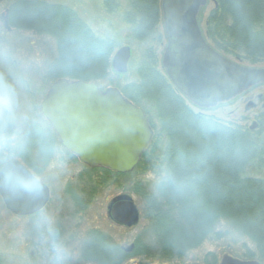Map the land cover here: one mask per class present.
<instances>
[{
    "label": "trees",
    "instance_id": "1",
    "mask_svg": "<svg viewBox=\"0 0 264 264\" xmlns=\"http://www.w3.org/2000/svg\"><path fill=\"white\" fill-rule=\"evenodd\" d=\"M215 1L207 17V34L215 46L250 64L263 62L264 0ZM105 5L110 11L118 7L116 0H105ZM123 17L131 25V37L143 40L154 36L161 17L160 0H129ZM8 21L14 27L57 39L58 57L52 75L91 81L109 78L116 40L98 35L72 6L48 0H14L8 8ZM153 55L147 51L138 67L139 78L120 87L149 114L154 128L149 147L132 171L90 167L127 176L147 160L153 166L159 160L165 176L154 189L146 188L143 198L155 225L152 231L164 241H160L162 253L175 255L196 246L206 234L217 233L219 223L226 220L256 244L257 252L248 256L263 260L264 177L248 170L264 167V144L257 138V131H264V112L258 126L251 128L195 111L157 68ZM50 137L42 143L24 140L21 146L28 152H38L47 163L54 149ZM43 143L45 154L40 150ZM23 158L36 169L28 158ZM83 254L96 262L126 255L108 235L96 229L89 230Z\"/></svg>",
    "mask_w": 264,
    "mask_h": 264
},
{
    "label": "rangeland",
    "instance_id": "2",
    "mask_svg": "<svg viewBox=\"0 0 264 264\" xmlns=\"http://www.w3.org/2000/svg\"><path fill=\"white\" fill-rule=\"evenodd\" d=\"M13 1L0 0V92L7 89L12 98L11 112L0 111V167L13 158L21 159L28 165L23 158L25 156L36 168H31L33 172L49 183L52 196L48 204L35 214L16 215L6 206L0 194V264H208L213 261L217 264L225 254L242 259H259L248 256L250 252H257L256 244L226 220L219 223L217 233H203L201 236L206 237L186 251L182 249L175 255L160 251L161 242L164 241L158 239L152 231L154 223L143 198L144 190L154 189L156 182L165 176V171L158 165L159 160L154 166L147 160L142 168L127 176L112 175L103 170L92 169L91 165L85 164L62 144L56 130L41 110L44 96L51 84L59 78L51 72L58 57L57 39L50 34L6 23L4 15L6 11L8 14ZM48 1L72 6L98 35L114 37L117 47L112 58L121 46L127 44L131 47L128 70H116L111 59L109 78L95 81L101 88L116 86L121 90L123 83L137 80L138 67L146 59L149 50L154 54L153 60L157 68L168 76L162 63L164 50L168 45L162 8L157 33L138 40L130 36L131 25L123 17L129 0H116L118 7L114 11L108 10L105 0ZM214 7V0H209L201 10L199 20L204 34L207 33V17ZM206 39L234 61L264 66V61L250 64L218 49L208 34ZM169 79L171 81L170 77ZM180 93L195 111L235 125L249 127L254 121L260 122L264 112V83L214 107L198 106L184 93ZM259 93H262L261 97H258ZM251 94L256 106L247 109V97ZM39 129L43 133L35 131ZM49 135H53L54 139ZM26 137L28 138L25 139ZM47 137L54 140V149L47 163L38 152H28L21 146L24 140L42 143ZM257 138L264 144V131H257ZM45 149L43 143L40 148L43 154ZM248 172L264 177V167H252ZM71 189L78 191L77 196L69 191ZM87 191L94 195L86 201ZM122 191L129 192L139 207L140 219L135 225L126 226L114 222L108 213L111 199ZM92 227L103 230L126 255L121 259L111 256L110 262L88 259L83 252L86 232ZM259 260L264 263V259Z\"/></svg>",
    "mask_w": 264,
    "mask_h": 264
},
{
    "label": "water",
    "instance_id": "3",
    "mask_svg": "<svg viewBox=\"0 0 264 264\" xmlns=\"http://www.w3.org/2000/svg\"><path fill=\"white\" fill-rule=\"evenodd\" d=\"M207 2L162 0L168 39L162 63L173 83L193 103L214 107L264 83V66L234 61L207 41L199 24L200 10ZM131 55L129 45L121 46L113 56V67L127 71ZM247 99V109L256 105L252 94ZM41 109L67 149L89 165L119 172L135 168L154 133L148 113L118 87L101 89L96 82L83 78L56 79ZM257 126L254 121L251 128ZM0 194L12 212L26 215L47 203L50 188L23 161L11 159L0 168ZM108 209L109 215L121 224L132 226L139 222L140 211L130 193L114 196ZM217 264L264 263L225 254Z\"/></svg>",
    "mask_w": 264,
    "mask_h": 264
},
{
    "label": "clouds",
    "instance_id": "4",
    "mask_svg": "<svg viewBox=\"0 0 264 264\" xmlns=\"http://www.w3.org/2000/svg\"><path fill=\"white\" fill-rule=\"evenodd\" d=\"M12 98L7 89L0 92V111L11 112Z\"/></svg>",
    "mask_w": 264,
    "mask_h": 264
},
{
    "label": "flooded vegetation",
    "instance_id": "5",
    "mask_svg": "<svg viewBox=\"0 0 264 264\" xmlns=\"http://www.w3.org/2000/svg\"><path fill=\"white\" fill-rule=\"evenodd\" d=\"M4 16H5V19H6V18H7V17H6L7 15H4ZM5 19H4V20H5ZM35 131H36L37 133L40 132V134L43 133V131H42L41 129H40V131H39V130H35ZM77 179H78V178H77ZM45 182H46V181H45ZM46 183H47V182H46ZM48 185H49V183H48ZM49 187H50V198H51V196H52V189H51V186H50V185H49ZM74 189H78V188H77V187H74ZM74 189H71V190H69V191L72 192V193L74 194V196H77L78 191H75ZM82 191H84V190H82ZM122 192H124V191H122ZM122 192H120V193H122ZM83 193H85V192H83ZM118 194H119V193H118ZM93 195H94L93 192L90 193L89 191H87V198H86V201L88 200V198H89V199H90V198L92 199ZM50 198H49L48 202L50 201ZM48 202H47V204H48ZM47 204H46V205H47ZM88 204H89V202H88ZM46 205H45V206H46ZM45 206H44V207H45ZM44 207H43V208H44ZM43 208H42V209H43ZM42 209H41V210H42ZM111 220H113L114 222H117V221H115V220L112 219V218H111ZM117 223H118V222H117ZM59 227H61V226H59ZM91 229H96V230H99L100 232H103V230H101V229H99V228H96V227H92ZM91 229H88V230H87L86 235H88V232H89V230H91ZM103 233H104V232H103ZM104 234H106V233H104ZM106 235H107V234H106ZM130 248H133V246L130 247Z\"/></svg>",
    "mask_w": 264,
    "mask_h": 264
}]
</instances>
